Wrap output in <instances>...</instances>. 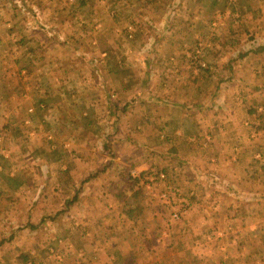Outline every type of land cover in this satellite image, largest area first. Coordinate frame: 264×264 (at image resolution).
I'll use <instances>...</instances> for the list:
<instances>
[{"label": "crops", "instance_id": "0c3cea01", "mask_svg": "<svg viewBox=\"0 0 264 264\" xmlns=\"http://www.w3.org/2000/svg\"><path fill=\"white\" fill-rule=\"evenodd\" d=\"M179 1H147L137 45L115 27L93 47L97 78L75 59L51 88L19 46L23 20L0 19V251L13 246L16 264H264V20L229 0ZM99 89L119 110L95 133L77 119L96 112ZM46 123L61 140L44 141ZM152 168L180 188L177 222L124 176Z\"/></svg>", "mask_w": 264, "mask_h": 264}, {"label": "rangeland", "instance_id": "374dc122", "mask_svg": "<svg viewBox=\"0 0 264 264\" xmlns=\"http://www.w3.org/2000/svg\"><path fill=\"white\" fill-rule=\"evenodd\" d=\"M147 1L150 0H5L6 5L5 6L2 5L0 7V19L23 20V22L20 21L18 25H16L15 27L16 31L17 28H19L20 34L25 35V37H23V40L19 42L21 43V45L19 46L29 48V50H31V53L33 52L32 54L35 56V58H37L36 61L42 63L40 66L45 65L46 67H48V69L45 70L47 74L46 81L48 83L47 84L48 87L51 88L52 87L51 84L56 82V79L58 77L64 76V72H62V70L58 68L59 65L60 64L64 65L67 62L73 63L75 59L81 60L82 64L84 65L83 69H78L79 74L83 73L82 76H86L84 81L88 80V78L90 80L97 78V76L99 75L98 73H96L95 70L96 66L94 65V63L96 64V61L98 62L102 58L101 54L98 52L103 51L104 47H106V49L108 48V43H107L108 41L106 36H108V33L110 35L111 29H114L115 27H119L118 28L119 31L121 33L123 32L125 35V36L122 35V38L125 41L129 42V43L126 42L125 44L128 46L137 45L136 41H138V38L135 37L137 30L134 28V26L136 28L142 27L140 23H135V22L136 20H144L143 9L149 11L147 9V5L148 6L152 5V4H145ZM229 1L233 3V5L228 6L230 7L229 10L230 12L234 10L239 14L240 12H246V14L252 13V15L257 17L254 18L253 20H264V13H263L264 0H243V1H239L238 3L236 2V0H229ZM172 7L170 8L169 11H171V9L173 11ZM174 10L175 13L171 20L177 19L178 10L177 8H175ZM237 18L238 16L234 17V19ZM24 20L25 21L31 20V22H27V21L25 22ZM35 20H40V21H35ZM125 20L134 21L135 25H131V21H130L128 22L130 24H128L126 27L121 29L120 26H122V23H124ZM249 20L251 19L249 18ZM129 25L133 26V39L131 40H129L126 37V28ZM149 35H151V33H147L144 40H141L143 41V43H145V46H148L149 44L148 41L146 40L147 36ZM139 36L140 34H138V37ZM16 38H17L16 40H19L20 35L17 36ZM35 40L36 43L34 42ZM37 40H39V42ZM99 42H102L104 47L99 48V50L93 49V47L97 48V44ZM79 49L82 51L79 52ZM1 53L2 55H4L5 52L2 51ZM3 66L6 69L8 68L13 69V65L11 62L10 63L6 62L3 64ZM39 71L43 72V69L41 68ZM72 71L70 73L67 72V76L71 75L72 77H75V74ZM38 74L39 75L34 76V80L35 82L40 83L43 74L40 73ZM115 81L118 82V78H115ZM78 84H80L79 79H78ZM86 88L87 86L85 87V90L88 93H90L93 90V89L87 90ZM99 90L101 91L103 98V102L98 103V108H100L101 111L99 110L98 112L97 111L98 108L97 109L93 108V110L96 112H94L92 116L86 117L85 120L90 119V121L88 122H85V120L80 121L79 118L77 119V123L79 125L78 127H80L81 124L82 129L84 130L87 125H90L92 123L93 124L92 127L90 126L89 128H91L95 133H99L101 130H103V128L105 127L104 125H107V123L109 122L105 119L109 109H112L111 112H114V114L117 113V111L119 110L110 107L109 104L110 101L117 100L118 97L116 92L111 93L110 95L108 93L107 95L108 90L105 89L103 90L99 89ZM112 94L115 96L114 99L111 98ZM56 119L57 118L56 116H54V114L50 118H48L51 124L55 123ZM37 123L38 125L36 126H39L40 122L38 120ZM100 126L102 128L99 130ZM55 127L58 128L57 125H49L48 123H46V126L43 125L42 128L46 129L47 132V135L44 137V141H46V143L47 142L52 143L53 140L50 139H52L53 136L56 139H60L63 137V135L58 137L56 132H54V135L53 132H49L50 130L53 129L56 130ZM96 127H98V129H96ZM48 136H50L51 138L48 139ZM41 140L42 139H40L39 141ZM35 143L37 144L36 155H40L38 154L39 152H37V147L39 144L37 141H35ZM44 149L45 148H39L40 151ZM105 155L108 156V153L106 152ZM152 169H153L151 170L152 172L153 171L158 172L156 171V169L154 168ZM129 172L130 171H127L128 174ZM258 173L261 174V171H258ZM143 174H145V172ZM203 176L206 177V175ZM207 176H209L207 178L209 179L208 182L213 184L214 181L210 180V178H212L210 177L211 175H207ZM260 177H264V176H260ZM166 183H168L169 185L173 184V186L177 188L180 193V188L178 184L171 181L169 177H167ZM132 187L136 188V191L142 193V195L140 196L143 197V195H146L144 193L145 189L143 190V188L146 187L144 182H142V180H140L139 185L137 186L132 185ZM163 187H164L163 184H159L158 186H154L149 189L150 190L149 192L152 193L150 196H153L154 198V200H152L149 203L152 204L151 205L152 207L149 208L150 209L160 208V210L163 212H159V214L161 215L163 220H165L166 217L164 215L166 210L163 209H167L170 203L172 204L174 202H178V200L180 199L178 193L174 198L175 201H173L172 199L169 201V203L167 202L165 204L159 202V192L160 190L163 189ZM9 247L10 246H5V248L0 251L1 254L0 264H16L14 262V256L18 254L17 253L18 251L14 250L13 246H11L10 248ZM20 252L22 253L23 251L21 250ZM28 263L30 262L28 261ZM35 263L36 262H34L33 264Z\"/></svg>", "mask_w": 264, "mask_h": 264}, {"label": "built area", "instance_id": "2783aa9c", "mask_svg": "<svg viewBox=\"0 0 264 264\" xmlns=\"http://www.w3.org/2000/svg\"><path fill=\"white\" fill-rule=\"evenodd\" d=\"M126 37L131 40L133 39V26L129 25L126 28ZM201 51L198 48L194 51L191 58L192 60H199ZM204 66V65H203ZM115 96L112 94L111 98H114ZM129 176L132 178H138L140 174L135 173L134 171L129 172ZM167 175L164 172L158 171L154 174H148L143 177L142 182H144L145 186L150 189L154 186H158L159 184H163L164 187L159 192V200L162 204L169 203L170 200L174 199L176 195L179 193V190L175 188L173 185H169L166 183ZM169 212H168V220L170 222H177L181 219V216L184 212L183 208L180 207L176 209L171 203Z\"/></svg>", "mask_w": 264, "mask_h": 264}, {"label": "trees", "instance_id": "16d2710c", "mask_svg": "<svg viewBox=\"0 0 264 264\" xmlns=\"http://www.w3.org/2000/svg\"><path fill=\"white\" fill-rule=\"evenodd\" d=\"M125 171H127V169H126ZM124 176L127 177V182H128L129 184H133L134 186L139 185L140 180H139L138 178H132V177H130L129 174H128L127 172H124ZM135 194H136V195H135V197H136V196L138 195V193H135Z\"/></svg>", "mask_w": 264, "mask_h": 264}]
</instances>
